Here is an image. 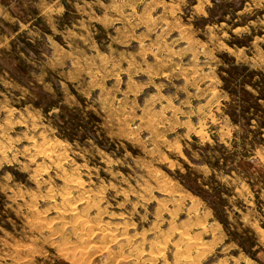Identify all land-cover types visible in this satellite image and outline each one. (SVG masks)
I'll return each mask as SVG.
<instances>
[{
    "label": "rangeland",
    "instance_id": "rangeland-1",
    "mask_svg": "<svg viewBox=\"0 0 264 264\" xmlns=\"http://www.w3.org/2000/svg\"><path fill=\"white\" fill-rule=\"evenodd\" d=\"M263 123L264 0H0V264H264Z\"/></svg>",
    "mask_w": 264,
    "mask_h": 264
},
{
    "label": "bare ground",
    "instance_id": "bare-ground-1",
    "mask_svg": "<svg viewBox=\"0 0 264 264\" xmlns=\"http://www.w3.org/2000/svg\"><path fill=\"white\" fill-rule=\"evenodd\" d=\"M189 244V243H188Z\"/></svg>",
    "mask_w": 264,
    "mask_h": 264
},
{
    "label": "trees",
    "instance_id": "trees-1",
    "mask_svg": "<svg viewBox=\"0 0 264 264\" xmlns=\"http://www.w3.org/2000/svg\"><path fill=\"white\" fill-rule=\"evenodd\" d=\"M264 124V123H263Z\"/></svg>",
    "mask_w": 264,
    "mask_h": 264
}]
</instances>
